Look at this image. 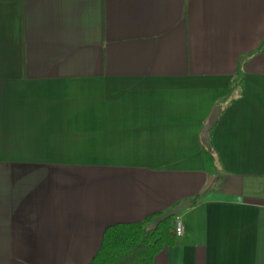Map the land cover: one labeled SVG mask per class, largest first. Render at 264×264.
<instances>
[{
    "label": "crops",
    "instance_id": "1",
    "mask_svg": "<svg viewBox=\"0 0 264 264\" xmlns=\"http://www.w3.org/2000/svg\"><path fill=\"white\" fill-rule=\"evenodd\" d=\"M184 201L154 264H264V0H0V264Z\"/></svg>",
    "mask_w": 264,
    "mask_h": 264
},
{
    "label": "trees",
    "instance_id": "2",
    "mask_svg": "<svg viewBox=\"0 0 264 264\" xmlns=\"http://www.w3.org/2000/svg\"><path fill=\"white\" fill-rule=\"evenodd\" d=\"M160 215L107 227L100 249L90 264H154L156 257L167 247L174 246L178 238L174 231L175 218L152 227L153 219Z\"/></svg>",
    "mask_w": 264,
    "mask_h": 264
},
{
    "label": "water",
    "instance_id": "3",
    "mask_svg": "<svg viewBox=\"0 0 264 264\" xmlns=\"http://www.w3.org/2000/svg\"><path fill=\"white\" fill-rule=\"evenodd\" d=\"M191 206H192V204L190 202H187V201L181 202L180 204H178L174 208L167 210L162 215L153 219L152 227L157 228L160 223H162V222H164L170 218H175V217L180 216L183 211L187 210Z\"/></svg>",
    "mask_w": 264,
    "mask_h": 264
},
{
    "label": "built area",
    "instance_id": "4",
    "mask_svg": "<svg viewBox=\"0 0 264 264\" xmlns=\"http://www.w3.org/2000/svg\"><path fill=\"white\" fill-rule=\"evenodd\" d=\"M174 231H175L177 236L183 235V233L185 231L184 223H183V220L180 216L175 217Z\"/></svg>",
    "mask_w": 264,
    "mask_h": 264
},
{
    "label": "rangeland",
    "instance_id": "5",
    "mask_svg": "<svg viewBox=\"0 0 264 264\" xmlns=\"http://www.w3.org/2000/svg\"><path fill=\"white\" fill-rule=\"evenodd\" d=\"M193 202H195V201H193ZM181 217V216H180Z\"/></svg>",
    "mask_w": 264,
    "mask_h": 264
}]
</instances>
